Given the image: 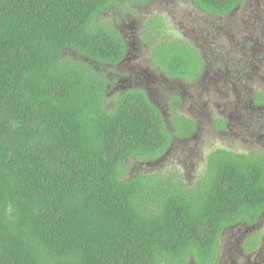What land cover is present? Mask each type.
Returning a JSON list of instances; mask_svg holds the SVG:
<instances>
[{
    "label": "trees",
    "instance_id": "1",
    "mask_svg": "<svg viewBox=\"0 0 264 264\" xmlns=\"http://www.w3.org/2000/svg\"><path fill=\"white\" fill-rule=\"evenodd\" d=\"M150 1L0 0V264H220L225 231L261 221V150L212 151L194 184L131 173L199 126L181 100L166 115L142 88L111 97L128 46L104 17L136 18ZM243 1L193 3L222 16ZM167 39L143 41L156 70L197 79L203 57ZM259 247L255 236L242 250Z\"/></svg>",
    "mask_w": 264,
    "mask_h": 264
},
{
    "label": "rangeland",
    "instance_id": "2",
    "mask_svg": "<svg viewBox=\"0 0 264 264\" xmlns=\"http://www.w3.org/2000/svg\"><path fill=\"white\" fill-rule=\"evenodd\" d=\"M136 11L137 19L116 26L133 41L130 60L111 74L118 79L111 97L123 89L142 88L151 94V100L156 101L166 115L169 114V101L184 99L181 112L195 117L199 126L196 135L189 140H178L159 161L148 167L131 168V173L141 170L166 176L176 173L194 184L206 172L207 156L218 148L240 153L256 149L264 152V142L259 135L264 130L261 126L264 125V108L259 115L255 109L253 122L247 119L252 116L250 109L241 106L257 102L264 93V5L255 4L249 10L243 8L232 15L210 17L197 8L193 0H152ZM253 11L257 12L255 27L252 20H246ZM108 15L104 20L114 21V15ZM155 20L163 24L161 30L152 29ZM150 32L155 35L156 39L152 40L155 43L168 38L167 41L184 42L198 49L199 55L206 58L204 72L190 82L170 79L157 71L152 61V45L141 41ZM244 41H255V58L251 47L243 45ZM245 53L249 57H244ZM252 64L255 69L245 75L243 69L251 71ZM220 117L229 119L230 127L225 131L216 127V119ZM255 236L260 241L259 249L255 253L242 252L245 240ZM223 239L221 264H264V215L255 229L235 228L226 231Z\"/></svg>",
    "mask_w": 264,
    "mask_h": 264
},
{
    "label": "flooded vegetation",
    "instance_id": "3",
    "mask_svg": "<svg viewBox=\"0 0 264 264\" xmlns=\"http://www.w3.org/2000/svg\"><path fill=\"white\" fill-rule=\"evenodd\" d=\"M248 4V5H247ZM255 4H256V6H260V4H262V5H264V3L261 1V0H244L243 1V3L241 4V5H239L234 11H232L231 13H228V14H230V15H232V14H235L237 11H239L240 9H243V8H245V9H247L248 8V10L251 8V7H253V6H255ZM249 6V7H248ZM256 10H258V9H255V11ZM255 11H253V14H250L249 15V18L248 19H246L247 21L248 20H252V23H254V25H253V27H255V20L257 21V18L255 17V15H257V14H255V13H257V12H255ZM207 15H209V14H207ZM210 17L212 16V15H209ZM128 17V18H127ZM212 17H218V16H212ZM127 18V19H126ZM130 19H135L134 17H132V16H126V17H121V16H118L117 17V19H115L114 18V22H116L115 24H116V26L118 25H122V24H128L129 22H130ZM137 19V18H136ZM118 21V22H117ZM128 21V22H127ZM134 22V21H133ZM120 27V26H119ZM121 33H122V29L121 30H119ZM122 35H123V38H124V41H126V44H127V46H128V54L126 55V58H125V60L123 61V63L122 64H124V62H127L128 60H130V58H129V54H130V46H131V41H133V39H129V38H127V36L125 35V34H123L122 33ZM147 33L145 34V36H143L144 37V39L143 40H141V41H152L153 40V38H149V37H147ZM250 39V38H249ZM162 41V40H161ZM206 41V40H205ZM206 43V42H205ZM207 43H210V41L209 42H207ZM243 45H245V46H250L251 47V49H252V56L255 58V41H244V43H243ZM212 46V45H211ZM213 47V46H212ZM194 49H196V48H194ZM198 52H199V50L198 49H196ZM200 53V52H199ZM201 54V53H200ZM202 56V55H201ZM244 57H249L248 56V53H245L244 54ZM204 59H206L205 58V56H204ZM254 63V62H253ZM253 66L251 67V71H249V69H246V68H244L243 69V73L245 74V75H247L249 72H253V70L255 69V66H254V64H252ZM238 66V65H237ZM227 74H229V72L227 73ZM147 81H149V82H152V80H147ZM149 96H150V99H151V94H149ZM179 100H181V103H180V109H182L183 108V100L184 99H179ZM153 103L154 104H156L160 109H162L158 104H157V102L156 101H153ZM247 104L249 105V107L247 106ZM247 104H243V105H241L243 108H248V109H250V111H251V115L252 116H248V120L249 121H253V122H255V109H256V113H257V115H259V111L261 110V109H263L264 108V106H256L255 107V101H251V102H247ZM168 109L171 107V103H170V101H169V104H168ZM226 119V121H227V123H226V125H225V128L222 130V131H225L227 128H229L230 127V124H229V119L228 118H225ZM261 126L262 127H264V125L263 124H261ZM253 128H255V123H253ZM260 136H261V138L263 139V142H264V130H263V132L261 133V134H259ZM244 228H246V230H251V229H255V226H248V225H244L243 226ZM235 228H241V227H235ZM235 228H229V229H227L226 231H230V230H233V229H235ZM226 231H225V233H226ZM225 233L223 234V237H224V235H225ZM242 252H244L245 253V251L244 250H242ZM253 253H255V252H253ZM223 258H224V252H223V256H222V259H221V262H222V260H223ZM221 262H220V264H221Z\"/></svg>",
    "mask_w": 264,
    "mask_h": 264
}]
</instances>
